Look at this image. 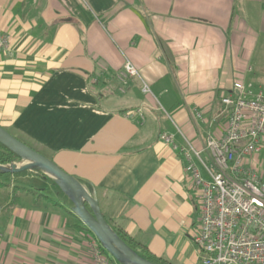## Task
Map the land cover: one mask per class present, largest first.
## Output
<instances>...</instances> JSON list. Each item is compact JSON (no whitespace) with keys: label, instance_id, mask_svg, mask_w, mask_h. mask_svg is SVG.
Masks as SVG:
<instances>
[{"label":"crops","instance_id":"0c3cea01","mask_svg":"<svg viewBox=\"0 0 264 264\" xmlns=\"http://www.w3.org/2000/svg\"><path fill=\"white\" fill-rule=\"evenodd\" d=\"M0 30V125L90 182L105 218L153 255L199 264L186 152L198 163L193 149L207 157L206 137L223 134L234 81L264 95V0H0ZM126 60L150 93L135 76L117 90ZM136 109L143 121L125 116ZM35 175L0 178V264H92L94 240Z\"/></svg>","mask_w":264,"mask_h":264},{"label":"built area","instance_id":"2783aa9c","mask_svg":"<svg viewBox=\"0 0 264 264\" xmlns=\"http://www.w3.org/2000/svg\"><path fill=\"white\" fill-rule=\"evenodd\" d=\"M8 47V35L0 30V51ZM114 76L119 92L133 76L141 80L143 93L151 92L128 60ZM220 102L227 113L223 134L206 137L207 157L193 149L198 163L186 152V170L199 192V225L193 237L199 264H264V178L252 164L264 139V95L236 80ZM132 114L143 121L140 110L125 116ZM160 138L177 148L171 135L161 133ZM90 251L92 264H117L95 240Z\"/></svg>","mask_w":264,"mask_h":264},{"label":"water","instance_id":"95a60500","mask_svg":"<svg viewBox=\"0 0 264 264\" xmlns=\"http://www.w3.org/2000/svg\"><path fill=\"white\" fill-rule=\"evenodd\" d=\"M0 143L19 158L8 164H0V172L32 170L45 173L68 200L71 213L115 261L120 264H158L140 256L118 236L103 215L96 189L90 182L67 173L52 159L19 140L1 125Z\"/></svg>","mask_w":264,"mask_h":264},{"label":"trees","instance_id":"16d2710c","mask_svg":"<svg viewBox=\"0 0 264 264\" xmlns=\"http://www.w3.org/2000/svg\"><path fill=\"white\" fill-rule=\"evenodd\" d=\"M18 159L19 158L12 151L7 149L4 145H2L0 143V164H8L10 162L17 161ZM37 173L40 174L44 178H48V176L45 173L41 172V171H37ZM10 174L11 173H1L0 172V178L4 177V176H7V175H10ZM53 186H54V188L57 191H59L58 187L55 184H53ZM60 194L63 195L62 192H60ZM107 221L112 226V228L115 230V232L118 234V236L120 238H122L140 256H142V257H144V258H146V259H148V260H150L152 262L158 263V264H169L166 260H164L162 258H159V257H156L155 255H153L148 250L146 245H144L143 243L137 241L133 236L128 234L126 231L122 230L120 227L112 225L109 220H107ZM95 241L97 242L98 246L101 247V245L98 243V241L96 239H95Z\"/></svg>","mask_w":264,"mask_h":264},{"label":"rangeland","instance_id":"374dc122","mask_svg":"<svg viewBox=\"0 0 264 264\" xmlns=\"http://www.w3.org/2000/svg\"><path fill=\"white\" fill-rule=\"evenodd\" d=\"M198 166H199V168L202 170L203 175H205V174H204V171H203V169H202V167H201V165L198 164ZM256 170H257V172L261 175V177L264 178V176H263V174H264V167H259L258 169L256 168ZM205 177H206V175H205ZM31 180H32V181H30V183H31L34 187L39 186L38 184H39L40 181H42V176L35 175V176H33V177L31 178ZM50 192H51V191H50ZM84 227H85V226H84ZM85 229H86V227H85ZM86 230H87V229H86ZM87 233L91 236V239L95 240V237H94V236H93L88 230H87ZM117 264H120V263L117 262ZM197 264H198V263H197Z\"/></svg>","mask_w":264,"mask_h":264}]
</instances>
